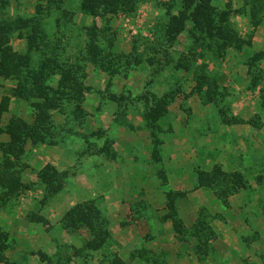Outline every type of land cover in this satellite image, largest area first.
Here are the masks:
<instances>
[{
  "label": "rangeland",
  "instance_id": "374dc122",
  "mask_svg": "<svg viewBox=\"0 0 264 264\" xmlns=\"http://www.w3.org/2000/svg\"><path fill=\"white\" fill-rule=\"evenodd\" d=\"M204 1L230 11L231 26L252 45L220 57L206 34L196 42L190 23L168 42L169 12L179 15L182 0H136L133 9L94 17L81 12L82 0L0 6V25L24 56L9 78L0 75V102L9 98L0 164L21 170L27 185L19 196L0 186V264H264V59L251 64L264 52V0ZM38 11L35 45L20 24ZM95 25L93 48L87 29ZM39 66L49 88L72 69L83 93L67 88L55 108L17 97L13 67L25 78ZM205 75L215 90L199 83ZM211 92L218 102L209 101ZM151 93L174 96L160 130L146 118ZM39 117L47 118L42 138L32 128L36 140L25 131L12 138L13 119L33 127ZM55 171L51 181L41 178ZM83 202L108 221L105 242L100 224L81 226L67 215Z\"/></svg>",
  "mask_w": 264,
  "mask_h": 264
},
{
  "label": "trees",
  "instance_id": "16d2710c",
  "mask_svg": "<svg viewBox=\"0 0 264 264\" xmlns=\"http://www.w3.org/2000/svg\"><path fill=\"white\" fill-rule=\"evenodd\" d=\"M12 0H0V6L3 8ZM50 6H55L60 8L61 5L66 0H43ZM136 0H82L80 5V10L83 14L89 16H97L101 12L104 14H116L123 7H130L133 9L135 6ZM183 9L180 11L179 15H174L169 12L170 19L167 22L166 27V39L170 43L177 41L180 34H182L186 29L189 23L192 25L190 30L191 35L194 36L196 42L206 34L207 36L204 39L210 38L217 45V49L220 57H224V54L229 47H234L241 50L245 45H252V40L243 39L238 32L231 26L230 23V11H220L217 8L205 2L204 0H182ZM40 11L33 16L32 19L27 20L20 24L22 30L25 28H30L31 32L26 37L30 44H37L35 41L39 34L40 28ZM67 14V13H66ZM22 19V18H17ZM17 22V21H16ZM260 23L259 20H256V15L254 16L253 24L257 26ZM13 25V24H11ZM17 27V26H16ZM18 29V27H17ZM88 38L90 40L91 46L95 48L97 43V26H91L87 29ZM24 38L23 33H20ZM11 33L8 29L6 23L0 25V75L6 78H9L10 66L14 61H19L24 58V56L18 52H15L10 45ZM264 59V52L257 53L254 55V59L251 64H256L255 61H260ZM135 63L138 64L137 59ZM250 65V64H249ZM178 67L185 68L186 70L190 69V65L186 62H180L177 65ZM13 70L16 73V76L20 78L21 90H17L15 95L17 97H24L26 99H31L33 97H38L44 99L45 103L41 104L40 107L55 108L59 101V93L65 92L67 88H70L76 94L83 93L84 83L79 82L78 75L72 69L65 75L60 84L56 88H49L47 84L49 83V77L46 70V66H39L37 68L33 67L30 71L25 70V78L20 75V70L13 67ZM85 72L83 77H85ZM32 79V81H31ZM201 84H209L210 80L207 75L199 78ZM210 83V89H216L217 84L216 80ZM70 84H69V83ZM30 83L32 85L30 86ZM30 86V87H29ZM113 98H117L116 95H113ZM147 102H151V109L147 113L146 118L150 121L155 129L160 130V127L157 126V121L164 117L168 112V106L171 101L174 99L173 94H166L163 97H158L156 94L145 95ZM121 101V99H119ZM209 101L218 102L215 97V92L209 94ZM9 98L4 97L0 102V123L2 119L3 112L8 109ZM222 120L225 123H230L229 119L225 116L224 111H221ZM237 122L236 119H232ZM1 125V124H0ZM30 128L35 131L38 136H41L46 132L47 118L39 117L33 127H30L27 123L23 122L20 119H13L10 126V134L15 141H18L19 138L22 140L23 131L26 134H32V138L36 140ZM0 128V132H1ZM155 152H158L156 148ZM13 165L10 164L8 160H5L3 164H0V186L6 190L8 193L19 196L27 189V185L21 179V170H16L12 168ZM58 177V173L55 171L53 174L47 173L41 177L44 181H51L52 178ZM209 177V173L200 172L199 181L204 184ZM69 217L76 216L78 219V224L81 226H87L89 228H94L98 224L102 227L101 238L102 242H105L109 236V233L105 229V225L108 224V221L102 217L99 209L93 204V202H83L77 204L73 209H71L68 214ZM3 259L0 257V262ZM112 264H125L121 259L116 258L113 260Z\"/></svg>",
  "mask_w": 264,
  "mask_h": 264
}]
</instances>
